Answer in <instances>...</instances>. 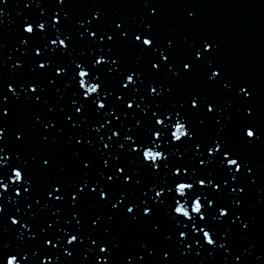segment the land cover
<instances>
[{"label": "snow or ice", "instance_id": "1", "mask_svg": "<svg viewBox=\"0 0 264 264\" xmlns=\"http://www.w3.org/2000/svg\"><path fill=\"white\" fill-rule=\"evenodd\" d=\"M4 4L6 0H0V5ZM55 6L48 19L43 18L44 13L36 18L21 17L17 38L24 51L11 66L10 82L0 80V153L5 152L8 139L3 122L15 116L16 105L23 103L25 111L35 110L31 123L8 134L14 135L12 143L18 150L10 153L13 166L7 183L0 179V193L12 190L16 203L22 188L28 208L32 207L29 200L39 204L34 193L40 184L31 174V169L39 166L47 180L41 211L55 207L52 217L65 216L64 223L72 229H58V235L50 239L45 228L39 232L45 237L44 247L55 249L52 241L56 240L63 246L65 258L73 257L87 242L98 249L95 264H153L140 254L152 257L155 252L144 242L139 251L119 256V242L111 235L116 223L151 228L152 239L162 236L181 257L193 249H197V257L202 251L209 256L227 252L233 233L251 231L255 219L241 211L246 189L256 183L252 179L255 165L237 147H254L264 136V128L258 124L255 84L234 76L218 62L219 45L211 37L178 41L174 30L160 36L157 25L168 6L161 0H130L129 6L141 10L139 19L131 21L124 14L109 19L105 5L95 2L75 18L66 0H55ZM4 15L0 9V17ZM196 18L194 11L187 12V21ZM77 42L83 45L80 51ZM181 46L183 54L178 55ZM129 52L136 54L134 62H129ZM57 56L67 57L68 62H58ZM25 70L33 78H28ZM194 77L214 94L199 87L182 94L170 83ZM57 85L64 89L75 85V90L67 107H59L60 119L53 122L47 118L54 111L47 89L59 92ZM90 109L98 127L89 121ZM194 118L198 123H193ZM113 122L115 130L107 129L111 135L106 143L99 133ZM209 127L216 129L215 135H204ZM33 139L44 150L24 159L19 149ZM62 148H71L72 174L60 159ZM189 148L192 155L182 159L181 153L187 157ZM0 160L8 162L9 155L0 156ZM4 167L0 163V175H7ZM146 178L151 182L146 183ZM245 179L247 183H243ZM85 207L92 213L87 217ZM19 211L17 208V214ZM4 214L0 207V216ZM161 215L167 218L166 227L161 226ZM32 219L9 216L10 225L23 230L17 236L21 244L23 233H28L30 241L37 238L29 228ZM54 223H48L47 229ZM219 225L227 227L220 231ZM84 251L90 256L94 248ZM161 251L155 264H175L170 261L171 248ZM31 255L33 261L24 249L0 243V264H34L36 251ZM243 256V252L234 255V260L242 262ZM40 264L51 261L41 260Z\"/></svg>", "mask_w": 264, "mask_h": 264}, {"label": "water", "instance_id": "2", "mask_svg": "<svg viewBox=\"0 0 264 264\" xmlns=\"http://www.w3.org/2000/svg\"><path fill=\"white\" fill-rule=\"evenodd\" d=\"M93 2L105 5V11L109 19L116 15L124 14L131 21L134 17L139 19L141 14L139 8L129 6L130 0H66V4L72 9L74 18L87 12L89 10L88 6ZM161 2L168 6L164 9V15L157 25L159 35L162 37L167 36L170 31L174 30L178 41L181 38H186L189 42L206 37L214 39L219 45L218 62L223 64L234 76L246 77L255 84L257 88L258 124L264 128V0H161ZM25 4L28 5L27 8H25ZM117 4L121 6L117 7ZM55 7V0H6V4L0 5V9L5 13L3 17H0V20H2V23H0V44H3V48L0 49V62L3 63V67L0 68V80H8L10 82L13 78V72L10 71L11 66L17 61L20 52L24 51L19 46L17 38L21 17L36 18L40 13H44L43 18L48 19ZM188 11H194L197 17L195 21L186 20ZM75 46L78 51L83 49V45L78 42ZM183 47L181 46L178 55L183 54ZM135 55L132 52L127 53L130 63L135 61ZM54 59L64 64L68 62L67 57L57 56ZM25 75L28 78H33L26 70ZM61 79L64 78L62 77ZM44 83L46 84L47 82L45 81ZM170 83H175L178 92L182 94H187L197 87L205 92L214 94V90L204 85L199 77H194L190 81H170ZM57 86L60 87L59 92H56L55 88L47 89L49 106L54 107L53 113L48 114L47 118L52 119L53 122L60 119L58 114L59 107H67L69 98L75 90V85L68 89H64L62 85ZM17 92H19L18 89ZM220 99L222 101L223 97L221 96ZM100 102L104 103L105 101L101 98ZM113 102L115 103L114 96ZM40 107L43 106L41 105ZM133 107L135 108V105ZM43 111L47 113V108H44ZM15 113L13 118L6 119L3 122L7 125L5 134L8 139L5 145V152L0 153V156L9 155L8 162L0 160V163L5 164L3 171L7 173V175H0V179H3L5 183H7L11 167L13 166L11 165L13 157L10 153L18 150L17 145L12 143L15 139L14 135L9 136L8 134L17 127L27 126L31 123L35 110L25 111V105L20 103L16 105ZM96 120L97 117L90 109L89 121L98 127L99 124L95 123ZM107 120L111 121L112 118L108 117ZM193 123L196 124L198 121L194 118ZM108 128L115 130V123L107 124L106 129L99 133L100 136L105 137L106 143H108L107 136L111 135V132L107 131ZM106 132L107 135H105ZM215 134V128L209 127L204 130V135L206 136ZM92 135L95 136L96 134L92 133ZM66 138V136L63 137L62 141ZM233 139L235 141V138ZM72 143L74 144V140ZM237 147L255 165L252 179H255L256 183L246 189L241 208L244 216L255 218L253 225H251V231L239 233L237 230L234 232L230 244L226 245L227 252L217 251L209 256L207 252L202 251L201 255L197 257L195 255L197 249H193L190 254H185L181 257L180 253L175 250V246L164 242L162 236L159 239H152L150 236L151 228L140 229L138 226L116 223L111 226V235L116 236L119 242V256H126L133 250L139 251V244L144 242L148 249L154 248L155 252L152 257H147L146 252L140 254L144 255L146 260L153 262V264L162 257L161 249L167 248L172 249L170 261L175 262V264H264V136L261 137V142L254 147L249 148L239 144H237ZM19 150L23 152L24 159H29L32 155L44 150V146L40 145L38 140L33 139ZM191 155L192 151L189 148L187 157L182 152L181 158L186 160ZM60 159L66 170L72 174L74 170L71 148H62ZM171 159L175 161L176 157L173 156ZM31 174L38 179L40 184V188L34 193L36 199L40 200L39 204H36L34 200H29L28 203L32 207L28 208L24 203L22 188L19 189L22 195L16 203H13L16 198L12 190L7 193H0V207L5 209V214L0 216V243L8 244L11 249L18 247L24 249L28 253L30 261H33L31 252L36 251L37 255L34 258V264H40L41 260L51 261V264H95V254L98 249L87 242L71 258H65L64 250H62L63 246L57 243L56 240L52 241V243L57 245L55 249L51 245L44 247L43 241L45 237L41 236L40 228H45L50 233L47 237L49 239L51 235H58V229L70 232L72 229L70 225L64 223L65 216L58 214L55 218L52 217L51 213L56 210L55 207L51 211L47 208L41 211L44 205L41 193L43 188L46 187L47 180L39 166H34L31 169ZM145 182L150 183L151 178H146ZM243 183H247V179ZM232 186L235 187V185ZM17 187L19 188V186ZM31 191L32 189L30 188ZM17 208L20 210L19 214L16 212ZM91 214L90 210L85 207V217ZM18 215L23 216L25 220L30 216L33 217L29 221V228L36 235V240L30 241L28 233H23V244L17 239V236L23 230L17 231L14 226H11L9 216L17 218ZM244 216L241 217V220H244ZM67 218L71 220L70 216H67ZM159 219L161 226L166 227L167 218L161 215ZM54 220L53 228L47 229V224L53 223ZM71 224L74 225L75 221H71ZM218 227L220 231H223L227 226L219 225ZM84 230L87 231V225ZM87 247L94 248V252L90 256L84 251V248ZM182 249L183 245H181ZM66 250H71V248ZM241 252L244 253L242 262L235 261L234 255H239ZM85 256H87L86 260L83 259Z\"/></svg>", "mask_w": 264, "mask_h": 264}]
</instances>
